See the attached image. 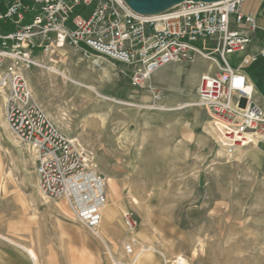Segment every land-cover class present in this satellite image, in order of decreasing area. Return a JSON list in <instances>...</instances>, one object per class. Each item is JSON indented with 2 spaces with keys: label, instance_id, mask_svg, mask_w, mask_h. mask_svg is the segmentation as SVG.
I'll use <instances>...</instances> for the list:
<instances>
[{
  "label": "rangeland",
  "instance_id": "obj_1",
  "mask_svg": "<svg viewBox=\"0 0 264 264\" xmlns=\"http://www.w3.org/2000/svg\"><path fill=\"white\" fill-rule=\"evenodd\" d=\"M40 57L49 68L25 71L34 97L94 152L120 197L107 181L114 217L104 216L99 234L77 220L65 197H47L35 152L9 128L0 98V264H34L22 246L37 264H178L179 257L187 264H264V146L231 152L209 132L203 107L183 106L197 100L192 83L205 61L182 62L177 78L174 68L156 72L150 84L164 96L163 108H154L151 93L120 73L123 66L99 58L105 71L93 63L97 57L70 45ZM126 211L138 220L134 233Z\"/></svg>",
  "mask_w": 264,
  "mask_h": 264
},
{
  "label": "built area",
  "instance_id": "obj_2",
  "mask_svg": "<svg viewBox=\"0 0 264 264\" xmlns=\"http://www.w3.org/2000/svg\"><path fill=\"white\" fill-rule=\"evenodd\" d=\"M245 1L188 0L142 15L124 0H0V98L9 128L35 152L43 193L65 197L77 220L98 233L108 200L107 177L94 152L50 117L25 76L32 67L49 68L40 55H53L66 45L123 66L120 73L129 75L133 87L151 93L154 108H163L164 91L150 84L158 70L196 57L214 63V72L200 76L191 105L207 111L209 132L229 151L260 147L264 106L254 101L245 69L264 58V46L252 51L253 33H264V27L243 12ZM243 23L251 33L241 30ZM124 221L130 233L137 230L133 213L126 211ZM126 251L135 252L131 242ZM177 261L182 264L181 257Z\"/></svg>",
  "mask_w": 264,
  "mask_h": 264
},
{
  "label": "crops",
  "instance_id": "obj_3",
  "mask_svg": "<svg viewBox=\"0 0 264 264\" xmlns=\"http://www.w3.org/2000/svg\"><path fill=\"white\" fill-rule=\"evenodd\" d=\"M242 10L244 13L248 14L251 13L253 14L257 22L260 26L264 27V0H246L245 3L243 4ZM241 30L245 34L251 33L249 30V27L247 24L243 23L240 26ZM255 36V47L252 49H258L264 46V33L263 32H255L253 33ZM198 59H201L206 62V68L201 71L200 73L197 74L195 81L192 83V87L197 86L200 76L203 73H209V72H214L216 70V67L214 63L202 58V57H197ZM103 70H106L105 66H101ZM167 68H174L177 69V74L174 76V78L178 77V74L183 72V64L182 62H174L171 63L160 70L157 71V73L160 74ZM62 73H68L66 70L59 69ZM54 71V70H52ZM55 73H61L59 71H54ZM26 73V72H25ZM245 73L250 80V82L254 86V101L261 105L264 106V58L260 59L258 62L253 63L252 65L248 66L245 69ZM167 80V79H164ZM197 97V96H196ZM175 98V97H174ZM197 99V98H196ZM264 146V143L261 144L260 147H257L261 150V147ZM264 151V148L263 150ZM104 216L110 220V222H113V217H114V208H112L111 204H109L105 208V211H103Z\"/></svg>",
  "mask_w": 264,
  "mask_h": 264
},
{
  "label": "water",
  "instance_id": "obj_4",
  "mask_svg": "<svg viewBox=\"0 0 264 264\" xmlns=\"http://www.w3.org/2000/svg\"><path fill=\"white\" fill-rule=\"evenodd\" d=\"M135 12L142 15H156L188 0H124ZM217 2L221 0H193ZM245 104L243 100L242 105Z\"/></svg>",
  "mask_w": 264,
  "mask_h": 264
},
{
  "label": "bare ground",
  "instance_id": "obj_5",
  "mask_svg": "<svg viewBox=\"0 0 264 264\" xmlns=\"http://www.w3.org/2000/svg\"><path fill=\"white\" fill-rule=\"evenodd\" d=\"M93 63L95 64V65H101L100 64V62H99V60H98V58H95L94 60H93ZM101 67V66H100ZM52 70H54V71H59V72H61L58 68H56V67H52L51 68ZM60 74H62L66 79H68V80H70L72 83H74V84H76V85H80V86H84L85 88H87V89H89L90 91H92V92H94V93H96L97 95H99L100 97H102L103 99H110V100H117V99H113L112 97H110V96H108V95H106V94H104V93H102L98 88H97V86L96 85H93V84H86V83H83V82H81V81H79V80H77V79H75L74 77H72L71 75H69L68 73H60ZM118 102H120V101H118ZM126 104H130V103H126ZM192 104V102H188V103H186V104H184L183 106H187V105H191ZM131 105V104H130ZM181 106V105H180ZM107 181H108V184L110 185V189H111V191H112V193H113V195L115 196V197H117V198H119L120 197V194H119V190H118V187H117V185L115 184V182H114V180L112 179V178H110V177H107ZM108 201V200H107ZM135 201H137L136 200V198H135ZM107 205H108V203H106V205L104 206V208H103V211H105V208L107 207ZM104 214V213H103ZM103 218H104V215H103ZM103 218H102V221H101V224H102V222H103ZM110 219V218H109ZM100 224V225H101ZM101 236V235H100ZM29 254H30V256L33 258V261H34V264H37V261H36V257H35V255H34V253H33V251L30 249V248H28V247H26V246H22ZM182 264H187V262H186V260L183 258V257H181V261H180Z\"/></svg>",
  "mask_w": 264,
  "mask_h": 264
},
{
  "label": "snow or ice",
  "instance_id": "obj_6",
  "mask_svg": "<svg viewBox=\"0 0 264 264\" xmlns=\"http://www.w3.org/2000/svg\"><path fill=\"white\" fill-rule=\"evenodd\" d=\"M237 83L239 84V81Z\"/></svg>",
  "mask_w": 264,
  "mask_h": 264
}]
</instances>
